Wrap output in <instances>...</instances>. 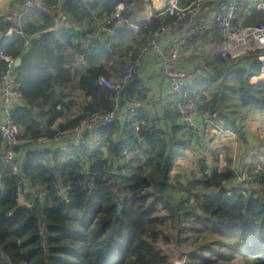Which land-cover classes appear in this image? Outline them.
Here are the masks:
<instances>
[{"label": "trees", "instance_id": "1", "mask_svg": "<svg viewBox=\"0 0 264 264\" xmlns=\"http://www.w3.org/2000/svg\"><path fill=\"white\" fill-rule=\"evenodd\" d=\"M16 1L22 6L27 0ZM194 1L178 0V6L184 9ZM140 2L39 0L37 4L34 0L35 6L23 21L10 23L0 17V52L21 60L16 81L26 104L15 109L14 121L22 131V141L52 137L55 129H72L83 119L107 115L114 102L113 94L98 85L103 73L92 68L80 80L89 99L81 107V117L54 129L61 114L53 105L52 109L41 110L42 117L50 121L46 127L39 125L31 106L43 98L41 76L37 62L26 55L25 38L43 34L54 26L57 8L72 23L90 18L88 11L99 9L97 17L114 25L121 18L126 24L134 22L131 9ZM118 9H122L120 19L114 18ZM173 21L170 15L152 18L142 25L138 40L150 39L164 24ZM261 24L264 12L252 11L243 26ZM222 42L220 35H215V44ZM38 58L42 62V54ZM213 62L215 72L210 78L217 77L219 68L220 88L200 89L208 80L193 86L198 113L202 118L216 115L224 131L242 139V119L249 113H264V86L249 83L260 73L261 66L251 61L249 68H235L225 76L223 71L233 68L234 60L215 55ZM5 69L0 58V77ZM144 92L141 80L135 77L122 91V105L143 99ZM175 109L179 119L177 105ZM170 122L169 131L159 129L143 114L135 123H116L100 133L107 136L105 150L100 146H80L59 154L37 149L24 156L19 177L0 165V264H170L160 245L173 244L174 231L180 246L185 244L182 236L186 234L192 235V245L196 246L193 251L183 252L185 264H264V173L257 176L261 192L248 191L234 186V173L211 170L202 158L197 177L187 183L177 181L179 178L173 181L175 164L189 146L197 143L201 149L204 145L174 119ZM117 134L120 137L114 138ZM125 148L136 152L135 158L115 165L121 162ZM25 182L32 191L30 207L18 204ZM175 195L182 198L175 200Z\"/></svg>", "mask_w": 264, "mask_h": 264}, {"label": "crops", "instance_id": "2", "mask_svg": "<svg viewBox=\"0 0 264 264\" xmlns=\"http://www.w3.org/2000/svg\"><path fill=\"white\" fill-rule=\"evenodd\" d=\"M84 1L86 2L85 4L93 2V0ZM169 1L141 0L140 4L131 9L134 22L128 21L126 24L121 18L114 25H108L109 21L102 16L97 17V14L100 13L99 9L88 11L92 14L90 18L82 20L79 23H72L62 13V10L57 8L54 20L55 25L49 27L43 34H37L31 38L29 46L25 49L28 59L37 62L39 66L38 71H40L41 76L40 90L43 98H39V101L33 103L31 106L34 109L32 114L35 116V121L42 127H46L50 119L42 117L41 110L52 109L53 105L56 106V111L61 114L53 126L54 129L58 128V126H66L79 119L82 114V105L87 104L89 101L80 87L81 76L94 68L103 73L101 77L113 83L118 82L124 69L134 63L136 59H140V53L149 40V38L138 40L142 25L149 23L154 15L162 12ZM121 7L123 8V5ZM18 8H15L14 13ZM121 10L118 9L117 12L121 14ZM27 14L26 12L23 13L14 23L23 21ZM60 16H65L67 20L60 22ZM205 16H210V7L205 12ZM32 24L36 26V22L32 21ZM124 27H126L125 30ZM209 31L205 36L203 35L199 39L187 42L184 45L177 62L179 70L191 71L198 66L208 64H210L208 66L214 68L213 59L215 55L220 57L222 44L219 46L215 44V35H218L217 31ZM182 34H184L183 26H181V29L180 27L176 29L170 35L165 45H168ZM41 54L43 58L42 62L38 58ZM250 57L251 55H247L234 61L233 68L227 67L222 75L229 76L235 68H249L250 66L248 67V65L252 61ZM229 58L233 59L232 57ZM244 58L249 59V64H245V67L241 68L239 62L241 64ZM19 61L18 67L21 66V60ZM217 71L219 72H217L216 78L211 79L208 77L206 79L208 81L205 80L208 83L203 80L197 81L198 84L204 82L200 89H218L222 76H220L221 71L219 68ZM137 77L141 80L145 90L143 99L146 103L141 115H146L149 122H152L163 131L171 129L170 119H174L186 131L176 115L175 106L177 101L169 98L167 95V85L160 76L158 58L152 57L143 60ZM197 82L194 84L195 86ZM25 104L23 102L17 107L24 108ZM202 117L200 113L196 116V122L199 125H202L206 119ZM220 130L221 127H218L217 124H214L213 127L210 125L206 132L207 136L204 139H200L203 141L205 153L200 152L199 156L203 157L211 170L221 171L223 165L226 164L224 158H227L233 160L236 166L235 172L233 171V166L228 167L229 171L225 170L227 172L239 174L250 170L254 174L264 173V113H249L242 119L241 132L244 136L242 139L235 133L221 132ZM106 137L99 133L97 138L94 139L95 143L93 144L92 142L89 145L90 149L104 144L102 147L105 150ZM115 137H120V134L115 135ZM26 142L21 141V146L17 151L20 165L23 163L24 156L37 151V148ZM197 147V143H193L183 154L182 158H180L190 159L194 170H196V166L198 168V161L200 159L196 157L198 155ZM190 180L191 178L184 177L177 181L187 183ZM234 186L238 188L240 185ZM243 188L241 187V189ZM181 198L182 195H175V200ZM29 200L26 201L27 205L31 204ZM22 206L26 207L24 203H22Z\"/></svg>", "mask_w": 264, "mask_h": 264}, {"label": "built area", "instance_id": "3", "mask_svg": "<svg viewBox=\"0 0 264 264\" xmlns=\"http://www.w3.org/2000/svg\"><path fill=\"white\" fill-rule=\"evenodd\" d=\"M33 7L34 1L27 0L25 5H22L12 14L13 17H1L10 23H14L23 13L26 12L27 14ZM208 7H210V16L206 17L205 12ZM252 11L264 12V0H195L184 9L179 8L178 0H170L164 10L154 15L153 18L170 15L174 17V21L164 24L161 29L151 35L147 45L140 53V59L125 69L118 82L113 83L104 77L98 79V85L113 94L114 102L111 113L94 115L91 118L81 120L75 128L68 130L56 129L52 137L39 138L26 143L41 151L66 154L76 147L89 146L99 133L111 128L116 123L121 125L129 122L135 123L141 115L146 101L144 99H134L123 106L122 91L139 75L142 61L152 57L158 58L160 76L167 85V95L177 101L179 119L185 130L200 139L207 136L206 132L210 125L213 127L214 124H217L218 127H221L220 131L222 132V124L219 125L221 122L216 115L206 118L202 125L196 122L198 105L192 91L193 83L211 77L215 72L214 68L202 65L191 71H182L177 68V62L187 42L194 41L208 30H215L223 40L222 51L220 52L222 59L232 57L236 61L247 55H252L250 57L252 62L261 66L260 73L253 76L249 82L257 87L260 81H264V24L256 27L243 26ZM115 18L120 19V12H116ZM66 20L65 16H60V22ZM180 26L184 27V34L165 45L170 35ZM12 31L16 34V30ZM19 35L23 36L22 32H19ZM23 37L25 38V36ZM30 39L25 38V49L29 46ZM1 60L5 62L6 69L0 77V165L8 168L14 177H19L21 165L17 158V151L21 146L22 131L14 121V111L19 104L24 102V94L16 81L17 60L4 56L3 53L1 54ZM134 126L138 131V125L135 124ZM135 155L136 152L125 148L120 155L121 161H131L135 158ZM119 164L120 161L115 162V165ZM242 175L244 173L236 174L239 178ZM1 178L2 174L0 172V181ZM242 180L244 182L252 181L257 184L256 186L260 183L257 178L253 180L247 175L243 176ZM31 192L29 184L25 182L18 195V204L22 205L24 203L28 207L25 203L33 197ZM185 263L184 260L181 264Z\"/></svg>", "mask_w": 264, "mask_h": 264}, {"label": "rangeland", "instance_id": "4", "mask_svg": "<svg viewBox=\"0 0 264 264\" xmlns=\"http://www.w3.org/2000/svg\"><path fill=\"white\" fill-rule=\"evenodd\" d=\"M38 2H39V0H36L37 4H38ZM34 6H35V4H34ZM16 7L17 8L21 7L16 0H0V17L1 16L13 17L14 15H12V14L14 13ZM245 64L246 65L249 64L248 58L242 59L241 64L239 62V66L241 68L245 67ZM196 82H194L192 85L193 96L195 95V91H194L193 86ZM94 143L95 142H93V144ZM103 145L104 144H100L99 146L102 147ZM197 148H198V150H197L198 155L196 157H199L200 159H202L203 157L199 156V153L203 152V154H204L205 148L203 146L200 147L201 149H199V147H197ZM224 162H226V164L223 165V168L221 171L228 170V167L233 166L234 167L233 171L235 172L236 166H235L233 160L224 158ZM121 163H122V161L120 162V164L118 166H120ZM197 174L199 175L197 166H196V170H194V168L192 167V163H191L190 159H184V158L177 161V164H175V167L172 171L173 181L176 180L177 178L181 179L184 177H187V178L197 177L198 176ZM234 175H235L234 185H240L238 188L244 187L243 189H246L248 191L257 190L259 193L261 192L260 191V188H261L260 185L256 186L257 184H254L252 181L244 182L242 180V177L245 175L251 177V179L254 180V178L255 179L257 178L258 174H254V173H252V171L246 170V173H244V175H242V177H240V178L236 176V173ZM30 202H31V200H29V203ZM193 227H194V222L191 219L190 228L192 229ZM169 230H171V227H169ZM189 236H190V239L187 238ZM176 239H177V232L174 231L173 244H171V245H163V244L160 245V248L163 251V253L170 259L171 264L182 263V261H184V260L186 261V258L183 257V252H186L189 250L193 251L196 249V246L192 245L193 238H192L191 234H189V235L186 234V235L182 236V239H184L186 241L183 246H180V244L178 243L179 241L176 243Z\"/></svg>", "mask_w": 264, "mask_h": 264}, {"label": "water", "instance_id": "5", "mask_svg": "<svg viewBox=\"0 0 264 264\" xmlns=\"http://www.w3.org/2000/svg\"><path fill=\"white\" fill-rule=\"evenodd\" d=\"M18 62L20 63V61H19V60L16 61V67H17V68H18V65H19ZM260 86H264V81H260V82L258 83L257 87H260ZM120 211H121V208L119 207V208H118V214L120 213ZM176 264H181V263H176Z\"/></svg>", "mask_w": 264, "mask_h": 264}, {"label": "bare ground", "instance_id": "6", "mask_svg": "<svg viewBox=\"0 0 264 264\" xmlns=\"http://www.w3.org/2000/svg\"><path fill=\"white\" fill-rule=\"evenodd\" d=\"M1 54H2V52H0V58H1ZM4 56H6V55H4ZM219 125H220V123H219ZM26 204V203H25ZM29 205V204H28ZM22 206V205H21ZM29 207H30V205H29Z\"/></svg>", "mask_w": 264, "mask_h": 264}]
</instances>
